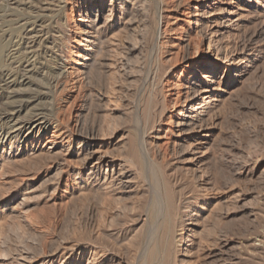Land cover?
<instances>
[{"label": "rangeland", "instance_id": "1", "mask_svg": "<svg viewBox=\"0 0 264 264\" xmlns=\"http://www.w3.org/2000/svg\"><path fill=\"white\" fill-rule=\"evenodd\" d=\"M126 1L43 11L59 13L64 69L54 88L21 85L43 92L18 119L43 111L47 131L0 139V264H146L168 209L169 264H264V2L141 0L129 26ZM85 29L100 40L86 68ZM13 97L0 90V134ZM192 102L202 128L179 134ZM91 131L88 157L77 139Z\"/></svg>", "mask_w": 264, "mask_h": 264}, {"label": "bare ground", "instance_id": "2", "mask_svg": "<svg viewBox=\"0 0 264 264\" xmlns=\"http://www.w3.org/2000/svg\"><path fill=\"white\" fill-rule=\"evenodd\" d=\"M145 1L147 2V0ZM135 2L136 3L141 2V0H134L133 2H131V0H127L124 4L123 10H124V13L126 14L125 15L126 21L128 20V23L127 22L126 23L129 26L132 24L131 22L129 23V20L131 18L129 16L133 14L132 4H134ZM255 2L262 3L264 2V0H258V1L256 0ZM49 3H50V0L49 1L47 0H0V45H2L3 47L7 45V49L5 51L3 50L0 56L2 57L0 58L1 59L0 61V90L3 91L4 96H6L7 99L13 96H16L19 98V103H17V105H13L14 101L8 102L9 105H11V109H8L9 111L7 110V112L5 113L3 117L8 119L7 121L10 122L7 124L9 125L8 127L12 131L10 130L6 134H0V139L6 140L7 135L10 132H12L8 136L12 134V138H14L16 141L19 140L21 142L22 131L23 129H26V132L23 135V137L25 138L24 142H27V139L33 137L35 135V132L42 133V132L47 131V126H48L47 124L49 123V121L45 117L43 111H38V110L33 111L32 110V113H29L28 112L29 110H26V113L28 112V117H26L23 120L18 119L19 118L18 115L20 114V112L25 110V107L29 105L30 100L36 98L31 93H34L35 96H38L39 93L43 92V91L39 92L37 88L30 90V88L28 89L27 87L23 89L21 88V85L34 84L36 85L35 87H37V83L40 84V81L38 79L40 78L43 80V82L46 80L44 84H46L47 86L49 85L50 87L54 88L58 81L57 79H59L58 78L59 75H61V71H63L64 69V62L62 61L60 57L57 56V53H55L56 52L55 47L57 45V36L53 34L54 32L58 33L59 31L62 30L61 28H59V26L57 27L55 25L56 21L59 19V15H58L59 13H55L56 11H51L52 8L50 9L48 13L43 12L49 9ZM195 4L197 6V3ZM24 8H27L29 10L28 12L32 13V11L34 10L36 12H34L33 14L28 13L27 15L25 13H22V10ZM95 9H96L95 10L96 12H94L95 13L94 16L96 20H99L98 15H100L101 10L98 6H95ZM228 14H233V11H229ZM200 16L202 15H199V14L197 15L196 23L199 20ZM127 17L129 19H127ZM6 23L7 25L15 24L16 25L15 28L20 30V32H18L19 34L16 33L15 35H13L11 32H9V29H5L4 27ZM84 34L86 36L84 38V41L86 42L85 45H87L86 46L87 49L84 53V56H81V57L83 58V60H85L82 66L86 68L88 64L93 61L92 60L93 55H96L94 53L97 48H95L94 50V46L96 44V41H98L99 39L97 38L96 34H94V31H90L89 29L88 30L85 29L83 31V35ZM96 38L97 40L94 41V39ZM213 75H214V71H212V76ZM37 76L38 78H36ZM191 78H194V77H191ZM195 81L196 80L191 79L188 82L187 85L190 89L195 88L196 84L191 85V83ZM38 86L40 87V85ZM185 100L186 102L192 101V99H185ZM211 100H217V99L214 98ZM183 106L181 107L180 112L178 113L175 119V127H176L177 133L185 134V133L192 132L193 130L192 128L194 126H197L195 124H198L199 128H202L201 123L203 122L204 112H205L204 108H206V106L204 105L198 106V104L196 105L193 102L189 105V110H187V108L185 110ZM55 127H54L53 132H55V130H57L58 128L57 127L55 129ZM58 130L60 129L58 128ZM56 136H55L56 138L58 139L60 138L59 140L64 139L61 137L62 135L61 136L56 135ZM95 138L96 136L93 131L87 134H81L78 136L77 143L79 144L78 147L81 153H85L86 156L88 157L91 156L92 154L91 148H92V144ZM56 140L50 141L51 145L54 147L57 143H59V141H56ZM168 207H165V208H168ZM170 216L171 214L169 212V209L165 213L163 212V214L157 218L155 217V215L152 216V218L153 217L156 218L155 219L156 223H153L154 225H156L154 227H156L158 231L161 230L163 233V236H161L162 234L160 235V233H158L160 237L157 238L156 237L158 235L157 233H156L157 235L153 234L154 232H150V233L153 234L152 236H155L158 239V245L156 244L157 246L161 244V242L159 243V240L160 238L162 239L163 237L162 242L164 241L163 245L167 251H165V248L163 247V245H162L163 250L160 249V247L158 248H159V251L162 250L164 251V252L161 251L162 253H167V254L162 256V254L158 252L159 253L158 255L157 251H155L158 248L156 249L154 248L156 245L154 247H152L153 245H151L150 249L152 250L154 248L153 249L154 251H151L150 255L147 256V259L149 257L148 259L149 262H147L148 264H169L170 263L169 258H170V253L172 252V249L170 248V246L173 240V239L171 240V236H174V233L172 235V230H171L172 229L171 226L174 223H172ZM156 228H154V230ZM152 242L153 244H155L156 239H155V243L154 241ZM170 249H171V252H170ZM149 252L150 251H148V253ZM144 262L145 261H143V263Z\"/></svg>", "mask_w": 264, "mask_h": 264}]
</instances>
